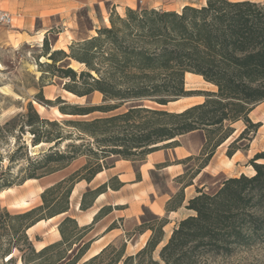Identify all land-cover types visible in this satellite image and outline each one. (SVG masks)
Masks as SVG:
<instances>
[{
	"label": "trees",
	"instance_id": "obj_1",
	"mask_svg": "<svg viewBox=\"0 0 264 264\" xmlns=\"http://www.w3.org/2000/svg\"><path fill=\"white\" fill-rule=\"evenodd\" d=\"M109 22L110 27L98 29L97 35L81 42L84 57L63 50H53L48 56L55 62V56L62 54L86 65L88 70L81 71L79 75H87L89 81H85L82 87L77 85L76 72L71 67L59 69L63 72L62 76L71 81L65 84L67 90L77 95L99 91L103 100L115 99L119 102L89 109L76 106L74 112L63 113L108 111L119 107L125 99H150L160 106L192 94L203 95L204 100L180 111L142 105L109 117L67 121L93 137L103 152L117 154L123 159H143L149 152L176 144L175 140L169 141L176 136L200 130L205 137L201 148V155L204 156L202 168L211 158L215 147L234 132V122L242 120L247 127L229 144L228 156L238 149L231 148V144L243 137L248 127L256 130L260 126V122L251 121L249 113L264 101V2L206 0L199 7L184 5L180 11L127 7L124 17H110ZM43 46L48 49L46 40ZM186 73L201 76L216 90H186ZM112 122H122L117 129L124 132L123 138L107 135V129L99 127ZM33 138L35 145L43 143L35 135ZM63 156L61 153L58 158ZM49 157L46 156L47 159ZM259 158L264 159V151L250 159L253 174L227 177L213 193L197 189V194L189 198L185 205L194 214L176 223L159 250V260L152 257V252L162 241L163 227L168 222L166 217L159 218L155 226L142 222L137 227L139 232L150 230L151 234L134 254L125 255L124 244L119 248L107 244L82 264H101L105 258L107 261L104 264H141L144 260L148 264H161V261L164 264H206L205 259H201L203 256L207 258L209 253L228 254L235 246L264 241V163L255 162ZM101 167L99 163L89 165V176L83 178L90 181ZM105 187L102 184L89 190L92 200ZM70 190L71 186L66 194ZM44 193L45 190L41 193L43 201ZM181 200V195L176 194L167 202L166 209H175ZM79 207L85 209L89 205L82 199ZM39 208H31L13 217L30 218ZM110 210L111 206L101 207L91 224L101 213ZM40 219L42 217H37L25 229ZM65 222L78 227L74 218L65 217L58 225L60 241L66 239ZM91 224L81 228L88 229ZM114 226L113 222L107 230ZM12 229L17 231V228ZM22 238L24 249L17 246L22 252L20 264H30L60 243L55 241L36 249L25 234ZM92 240L84 242L72 258L57 254L50 264H75ZM74 243L70 241V245ZM11 247L9 243L6 247H0L2 254L10 255L5 261L1 260L2 264H17ZM137 258L138 261H135Z\"/></svg>",
	"mask_w": 264,
	"mask_h": 264
},
{
	"label": "rangeland",
	"instance_id": "obj_2",
	"mask_svg": "<svg viewBox=\"0 0 264 264\" xmlns=\"http://www.w3.org/2000/svg\"><path fill=\"white\" fill-rule=\"evenodd\" d=\"M201 1L203 0H193L195 3ZM256 2L263 3L264 0H256ZM170 3H173V0ZM116 6H120V8ZM199 6L201 5L197 4L196 7ZM0 7L16 16L11 25L0 24V186L2 188L0 191V247H6L9 243L12 246V256L17 264H20L19 257L22 252L18 250L17 246L24 249L23 234L31 240L36 249L59 241L57 247L30 262V264H50L57 254L72 258L82 244L98 233L115 215L97 223L94 222L90 228L85 230L77 222L79 228H74L71 222H65L63 227L66 239L60 241L58 225L65 217L69 216L74 219L80 217L79 222L85 221L89 217V207L85 209L79 207L82 199L87 205L93 204L89 190L95 189L96 182L89 185V181L83 178L89 176V165L99 163L102 166H107L114 159L121 158L117 154L103 152L102 147L95 144L93 137L80 131L77 125L67 121H90L95 118L109 117L122 113L130 107L142 105L180 111L190 105L202 102L204 96L196 94L183 96L164 106L157 105L150 99H125L119 107L108 111L95 110L87 114L63 113L74 112L76 106L89 109L93 106L112 105L118 103L119 100H103V95L99 91L77 95L67 90L65 84H70L71 81L69 78L63 77V72L59 69L71 67L76 72L77 85L82 87L85 81H89L87 75H79L81 71L88 70L86 65L73 57H63L62 54L56 55L57 61L52 62L48 55L53 50H63L66 53L72 51L78 57H84L80 45L82 41L97 35L98 29L110 27V17L114 19L124 17L127 7L150 9L147 7V1L22 0L19 4L16 2L15 7H10L8 0H0ZM181 8L163 7L157 9L180 11ZM38 9L41 10V13L34 15L33 12ZM44 40H46L48 49L43 46ZM87 57L89 58V54ZM49 63L50 65H48ZM92 74L95 75V72L92 71ZM186 79L187 85L184 75L186 90H216L215 86L204 83L202 77L198 81H192V78ZM249 118L252 122H257L259 119L264 122V101L253 108ZM120 123L122 122L101 124L99 127L107 129V135H116V139H119L124 135L123 131L119 132L117 129V125ZM260 126L256 130L248 127L243 137L231 144V148L238 147L244 154V156H240L236 171L230 172L231 176H239L241 173L253 174L254 168L250 159L256 153L264 151V126ZM232 127L236 132L228 140L229 144L238 137L247 124L241 120L239 123H233ZM34 135L43 141L41 145L36 146L33 143ZM229 144L226 146L225 153L223 148L218 150L217 157L222 152L227 155ZM207 148L210 149L211 146L208 145ZM216 149L217 147L213 154ZM248 150L250 151L248 152ZM61 153L64 156L58 158ZM246 154L249 155V158H245ZM47 155H50L48 159ZM138 160L141 159L134 161ZM203 162L204 156L200 151L198 155L193 156L189 170L177 179L181 185L192 182L191 179L197 172L195 170L201 168ZM255 162L264 163V159L259 158ZM86 166L87 168H85ZM223 176L224 174L215 175L212 168L201 174L195 183L201 186L202 191L213 193L223 179L231 177L223 178ZM151 178L157 184L159 191L165 190L164 177L159 171L154 172ZM61 180L64 181L60 185H56ZM107 185L110 189L117 187V178L109 177L105 182V186ZM69 186H71V190L66 194ZM44 190L45 201L41 198V193ZM99 197L101 198V196ZM111 201L110 197L99 200L95 202L93 209L100 205L106 206V203ZM34 207L40 208L30 218L16 219L13 217V215ZM64 209L67 210L61 212ZM106 213L107 211L101 213L98 219L103 218ZM190 214H194V211L186 208L181 210L179 216ZM37 217H42L43 222L27 231L25 226ZM161 217L165 216H157L148 208H143L139 210L136 221L155 226ZM179 220L177 217L169 220L168 225L164 228L162 241L152 252L154 259H160L159 250L168 240L172 229ZM114 223L119 228L120 235L113 238L116 231L109 233L104 240L95 243L92 249L86 251L75 264H82L91 255L96 254L94 252L99 249L97 247L109 239L112 240L107 244H112L115 247L119 248L121 244H124L125 255L134 254L139 250L138 247L145 240V236L139 237L138 226L133 224V220L125 221V217L117 216ZM12 227L17 228V231L14 232ZM150 234L151 231L148 232L149 236ZM71 240L76 243L70 245ZM68 247L69 249H67ZM8 257L10 255L2 254L0 248V264L3 263L1 260L5 261ZM204 259L206 264H264V241H255L247 246H235L228 254L209 253L207 258L203 256L201 261ZM106 261L105 258L101 264ZM135 261H138V258ZM56 264H61V262ZM141 264L148 263L144 260ZM161 264L164 263L161 261Z\"/></svg>",
	"mask_w": 264,
	"mask_h": 264
},
{
	"label": "crops",
	"instance_id": "obj_3",
	"mask_svg": "<svg viewBox=\"0 0 264 264\" xmlns=\"http://www.w3.org/2000/svg\"><path fill=\"white\" fill-rule=\"evenodd\" d=\"M21 1L8 0L10 7H15L16 2L17 4H19L21 3ZM146 1L147 7L149 8L164 7L174 9H177V7L181 8L184 5H203L205 2V0L201 1L200 3H195L193 2V0H173V3H170L171 0ZM250 1L256 2V0ZM119 3L122 4L121 2ZM116 7L120 8V6ZM40 13L41 10L39 9L33 12L34 15H39ZM189 74L192 78V81L200 80L196 74ZM186 75L187 73L185 74V84L187 85ZM204 83L210 86H214L213 84L208 82ZM250 113H252V111ZM239 122H241V120L234 122V124ZM257 122L261 123L260 127L264 126V122L262 119L257 120ZM235 132L236 130H234L233 134H231L229 138H227L224 142L217 146V149L209 160L208 164H205V166H203L199 170L197 168V170L195 171L198 172L191 179L192 182L185 185H181V183L177 179L181 178V175L184 174L185 171L189 170V164L192 163L193 156L198 155L201 151V148L205 141V137L200 130H194L176 136L175 138L169 140H175L177 142L176 144H173L169 147H161L155 151L149 152L141 160L134 161L130 159L117 158L110 162L107 166H102L101 169L98 170L99 172H97L89 181V185L96 182V184L94 185V187L96 188L99 185L105 184L109 177H116L118 180V186L110 189L107 185L103 192H100L96 195L92 202L93 204L89 205L88 219L79 222L80 217H76L75 220L79 224V226L91 224L94 215L99 211L101 207L104 206L100 205L96 209H93L95 202L109 197L112 198V201L106 203V206H111V210L108 211L103 216V218H99L98 220H96L95 223L102 221V219L104 220L109 216H113V214L115 215L105 224V226H103V228L98 233L94 234L91 237V239L93 240L87 251L92 249L95 243L104 240L109 235V233L113 231H116L115 235H113V238L120 235V233L118 232L119 228L116 225L113 228L107 230L108 226L114 222L117 216L125 217V221L127 219H132L133 224L135 226H139L141 223H138V221H136L139 210L148 208L155 215H164L167 218L168 222L163 227V232L164 228L168 225L169 220L176 217L177 220L184 218L186 215L179 216V214L182 209H186L185 205L188 199L196 194L197 189L201 188V186L195 183L201 174L206 171H210L213 168L215 175L224 174L223 178H225L232 175L230 173L231 171H236L240 156H244L243 152L240 149L235 150V152H233L230 156H227L222 152V154L217 157V153L220 148H223L222 150L225 153L227 149L226 146L229 144L228 140L232 138ZM164 143L165 141L160 143V145ZM249 151L250 150H248V152ZM248 156L249 155L246 154L245 158H249ZM156 171H159L164 177L165 190L163 191H159V189L157 188V184L151 178L152 174ZM176 194H180L182 197L180 204L173 210H167V202ZM100 195L101 198L99 197ZM82 213L85 214L84 211H82ZM148 232H150V230H143L138 233L139 237L145 236V240L141 242L138 249H140L149 238ZM111 240L112 239H109L103 245H97V248L101 250Z\"/></svg>",
	"mask_w": 264,
	"mask_h": 264
},
{
	"label": "built area",
	"instance_id": "obj_4",
	"mask_svg": "<svg viewBox=\"0 0 264 264\" xmlns=\"http://www.w3.org/2000/svg\"><path fill=\"white\" fill-rule=\"evenodd\" d=\"M15 14L7 11L0 7V24L1 25H11L15 19Z\"/></svg>",
	"mask_w": 264,
	"mask_h": 264
},
{
	"label": "bare ground",
	"instance_id": "obj_5",
	"mask_svg": "<svg viewBox=\"0 0 264 264\" xmlns=\"http://www.w3.org/2000/svg\"><path fill=\"white\" fill-rule=\"evenodd\" d=\"M205 3V2H204ZM199 78L201 77V76H199V75H197ZM191 76H190V74L189 73H187V75H186V78H188V79H191L190 78ZM203 80V79H202ZM204 81V80H203ZM204 82H206V81H204ZM42 143H39V144H37L36 146H39V145H41ZM7 190H10V189H7ZM7 190H5V191H7ZM101 196V195H100ZM23 199V198H22ZM43 222V220H40V221H38V222H36L34 225H32V226H30L28 229H27V231H29V230H31V229H33L37 224H39V223H42ZM99 251V249H97L94 253H97Z\"/></svg>",
	"mask_w": 264,
	"mask_h": 264
}]
</instances>
